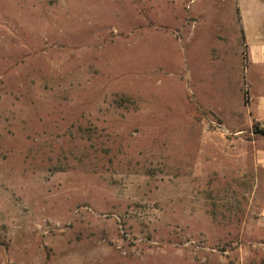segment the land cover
I'll return each instance as SVG.
<instances>
[{
	"label": "rangeland",
	"instance_id": "obj_1",
	"mask_svg": "<svg viewBox=\"0 0 264 264\" xmlns=\"http://www.w3.org/2000/svg\"><path fill=\"white\" fill-rule=\"evenodd\" d=\"M0 264H264V0H0Z\"/></svg>",
	"mask_w": 264,
	"mask_h": 264
}]
</instances>
